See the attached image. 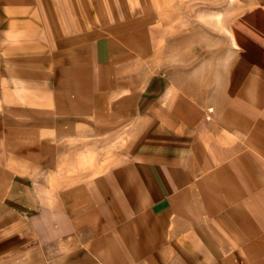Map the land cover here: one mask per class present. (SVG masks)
<instances>
[{
  "label": "crops",
  "instance_id": "crops-1",
  "mask_svg": "<svg viewBox=\"0 0 264 264\" xmlns=\"http://www.w3.org/2000/svg\"><path fill=\"white\" fill-rule=\"evenodd\" d=\"M230 1L211 72L129 0H0V264H264V0Z\"/></svg>",
  "mask_w": 264,
  "mask_h": 264
},
{
  "label": "rangeland",
  "instance_id": "rangeland-1",
  "mask_svg": "<svg viewBox=\"0 0 264 264\" xmlns=\"http://www.w3.org/2000/svg\"><path fill=\"white\" fill-rule=\"evenodd\" d=\"M129 1L134 12L145 15L147 19L143 22L159 34L156 51L146 53L147 59L161 63L163 68H168L170 62L177 61L179 65L193 66L192 69L199 70L209 68L206 71L211 72L223 71L222 65L225 64V71H229V65L236 59V47L229 33L230 18L235 13L232 1ZM212 81L213 79L210 86L214 83ZM8 116L0 117V126L10 123L11 117ZM19 117L21 122H29L26 118L30 117Z\"/></svg>",
  "mask_w": 264,
  "mask_h": 264
}]
</instances>
